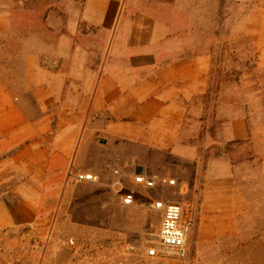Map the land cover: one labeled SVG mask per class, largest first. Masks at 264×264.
I'll use <instances>...</instances> for the list:
<instances>
[{
	"label": "crops",
	"instance_id": "crops-1",
	"mask_svg": "<svg viewBox=\"0 0 264 264\" xmlns=\"http://www.w3.org/2000/svg\"><path fill=\"white\" fill-rule=\"evenodd\" d=\"M69 2L66 21L51 24V43L42 40L26 55L19 93L0 81V239L45 234L50 218L58 221L55 209L76 172L111 180L115 167L127 172L144 165L152 172L153 152L195 157L192 127L202 123L211 55L189 40L181 1ZM256 42L264 63V12ZM224 123L225 141L249 136L244 117ZM198 181V213L201 207L220 212L202 218L208 234H196L198 216L193 238L201 250L212 248L218 263L228 264L237 255L232 247H243L250 264L259 249L264 264V234H252L251 204L235 166L209 165Z\"/></svg>",
	"mask_w": 264,
	"mask_h": 264
},
{
	"label": "rangeland",
	"instance_id": "rangeland-1",
	"mask_svg": "<svg viewBox=\"0 0 264 264\" xmlns=\"http://www.w3.org/2000/svg\"><path fill=\"white\" fill-rule=\"evenodd\" d=\"M180 1L179 17L190 30L189 40L211 55L208 87L201 98L204 107L199 119L202 123L192 127L195 157L151 153L156 169L147 167L148 170L174 177L176 184L145 189L127 180V189L135 191L136 202L132 206L119 203L107 186L110 181L107 175H101L99 183L72 181L61 206L55 209L58 221L52 216L48 231L35 234L40 239L47 234L51 236L42 254L38 249L33 251V262L68 264L72 254L64 240L76 236L93 253L90 264H185L183 260L169 257L146 258L138 249L130 254L120 251L125 242L138 247L144 234L156 231L160 213L151 210L148 204L162 197L197 205L191 264H219L212 248L201 250L199 240L193 238L198 216L200 225L196 234L209 232L201 222L208 213L207 208L201 207L199 213L197 210L201 198L199 172L217 163L231 162L235 166L237 184L251 204L248 223L252 234H264V63L260 61L256 42L264 0ZM42 2L0 0V81L17 94L26 55L33 53L42 40L51 43L53 20L64 23L67 7L72 3L62 0L60 5L45 9ZM25 102L30 104V98ZM233 115L244 117L249 136L228 142L223 139L224 121ZM219 214L217 209L207 215L217 218ZM24 239L29 245L31 238ZM232 252L237 255L227 257L228 264H246L243 247H232ZM260 263L257 249L250 264Z\"/></svg>",
	"mask_w": 264,
	"mask_h": 264
},
{
	"label": "built area",
	"instance_id": "built-area-1",
	"mask_svg": "<svg viewBox=\"0 0 264 264\" xmlns=\"http://www.w3.org/2000/svg\"><path fill=\"white\" fill-rule=\"evenodd\" d=\"M72 177L76 182H101L100 177L91 171L76 172ZM127 180L133 185L147 189L176 184L174 177L148 172L144 165H135L132 171L127 172L115 167L107 186L112 189L123 206H132L136 202L135 191L127 189ZM148 206L160 213L158 228L155 232L144 234L138 247L132 242H125L121 253L130 254L138 249L146 258L169 257L191 264V236L196 224V209L192 208L194 206L185 201L162 197L153 199ZM21 236L23 237L17 240L13 237L0 239V264H41L40 261H32V253L38 249L42 254L51 234L42 239L35 234ZM25 237L31 238L29 245L25 242ZM64 241L72 254L68 264H90L93 253L84 246L83 239L68 236Z\"/></svg>",
	"mask_w": 264,
	"mask_h": 264
}]
</instances>
